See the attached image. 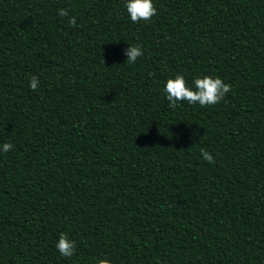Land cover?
<instances>
[{"label": "trees", "instance_id": "16d2710c", "mask_svg": "<svg viewBox=\"0 0 264 264\" xmlns=\"http://www.w3.org/2000/svg\"><path fill=\"white\" fill-rule=\"evenodd\" d=\"M125 4L0 0V264H264V0ZM177 74L232 89L169 108Z\"/></svg>", "mask_w": 264, "mask_h": 264}, {"label": "clouds", "instance_id": "9594fccd", "mask_svg": "<svg viewBox=\"0 0 264 264\" xmlns=\"http://www.w3.org/2000/svg\"><path fill=\"white\" fill-rule=\"evenodd\" d=\"M125 8L133 23H139L142 20L150 21L157 14L153 0H126ZM58 15L70 17L68 23L73 27L76 26L77 18L76 16H70L69 9H58ZM125 55L127 56L126 62L134 64L139 57L143 56V51L139 44L129 45ZM39 83V79L33 76L29 81L30 89L35 91L39 87ZM193 83L195 90L187 85L185 77L180 74H177L174 79L169 78L167 80L164 92L167 93L166 99L169 101V108H176L182 101H186L190 105L199 104L201 107L216 105L232 89V85L224 83L221 78H213L207 75L196 78ZM13 148L14 145L11 143H4L2 146L5 153ZM200 154L203 160L215 163L214 157L206 149H201ZM56 248L62 257L70 258L76 252V243L69 239L66 234L61 233ZM97 264H111V262L108 259H99Z\"/></svg>", "mask_w": 264, "mask_h": 264}]
</instances>
